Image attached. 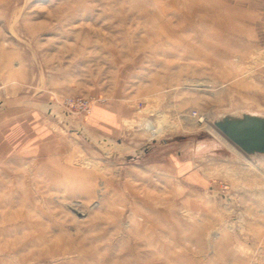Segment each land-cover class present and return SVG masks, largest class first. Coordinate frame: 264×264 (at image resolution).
<instances>
[{
    "label": "rangeland",
    "instance_id": "374dc122",
    "mask_svg": "<svg viewBox=\"0 0 264 264\" xmlns=\"http://www.w3.org/2000/svg\"><path fill=\"white\" fill-rule=\"evenodd\" d=\"M244 112L264 0H0V264H264Z\"/></svg>",
    "mask_w": 264,
    "mask_h": 264
},
{
    "label": "water",
    "instance_id": "95a60500",
    "mask_svg": "<svg viewBox=\"0 0 264 264\" xmlns=\"http://www.w3.org/2000/svg\"><path fill=\"white\" fill-rule=\"evenodd\" d=\"M213 124L246 154H264V114L225 113Z\"/></svg>",
    "mask_w": 264,
    "mask_h": 264
},
{
    "label": "bare ground",
    "instance_id": "6f19581e",
    "mask_svg": "<svg viewBox=\"0 0 264 264\" xmlns=\"http://www.w3.org/2000/svg\"><path fill=\"white\" fill-rule=\"evenodd\" d=\"M203 120H204L203 118H198L197 119V122H202ZM159 132H160V129H158V128L157 129H153V130L151 129L150 130V133H151L152 136H158L159 135Z\"/></svg>",
    "mask_w": 264,
    "mask_h": 264
}]
</instances>
